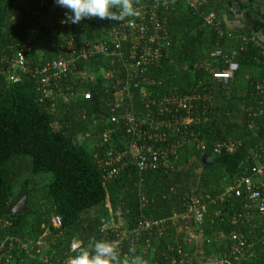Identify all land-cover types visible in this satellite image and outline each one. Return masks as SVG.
Segmentation results:
<instances>
[{
    "label": "trees",
    "instance_id": "obj_1",
    "mask_svg": "<svg viewBox=\"0 0 264 264\" xmlns=\"http://www.w3.org/2000/svg\"><path fill=\"white\" fill-rule=\"evenodd\" d=\"M159 1L136 0V6L149 8ZM170 1L163 15L170 44L158 63L132 80L116 57L111 63L96 49L91 55L88 51L87 58L67 53L63 44L68 40L75 42V53L87 40L72 38L68 24L60 23L67 10H52L54 0H14L4 9L0 22V244L5 246L4 264H66L89 241H111L114 229L123 234L117 245L121 257L128 260L140 255L148 264H170L168 259L182 248L187 253L184 264H208L232 250L237 241L229 235L236 233L245 235V244L250 245L247 253L252 256L244 264H264V215L254 214L240 224L235 219L244 214L248 193L223 194L227 186L251 175V168L264 162V94L260 92L264 46L242 39L250 33L232 37L227 21L216 12L230 13L234 5L239 13L254 7L251 1L242 0ZM141 23L147 29L149 19ZM109 30L95 42L106 41ZM53 32L57 35L51 47L39 55L43 35ZM127 46L124 42L121 49ZM216 48L222 50L221 58L210 56ZM19 51L32 70L52 60H73L75 70L61 76L57 86L50 83L46 92L32 78L9 81L12 70L7 59ZM99 58L101 69H95L100 66ZM225 60L237 63L233 77L226 82L213 79V72L227 68ZM69 92V102L64 103L62 95ZM85 93L90 97L85 98ZM175 94L196 96L189 103L192 121L177 130H155L151 121L158 110L152 101ZM177 106H171L166 118L185 117ZM129 117L142 123L139 131L164 132L166 139H139ZM134 140L166 151L170 166L139 169L135 153L128 154ZM229 142H234V151L219 148ZM107 152L125 154L101 166L108 159ZM204 155L211 157L210 164L201 161ZM113 168L115 176H104ZM21 194L26 195L25 211L5 214ZM206 196L214 202H208L203 213L202 240L186 243L195 236L196 223L192 214L184 213V203ZM53 218L59 219V226L53 225ZM103 219L108 221L104 230ZM161 219L165 227L159 238L155 228L151 235L135 231L144 220ZM39 237L47 247L36 252ZM147 238L151 245L146 249ZM74 241L78 248L71 252ZM23 243L30 245V252Z\"/></svg>",
    "mask_w": 264,
    "mask_h": 264
},
{
    "label": "built area",
    "instance_id": "obj_2",
    "mask_svg": "<svg viewBox=\"0 0 264 264\" xmlns=\"http://www.w3.org/2000/svg\"><path fill=\"white\" fill-rule=\"evenodd\" d=\"M170 0H161L159 2L154 3L152 6L148 7H137L138 15L135 16L138 20L126 19L124 22H116L114 26L109 30L107 34L106 41L85 44V47L82 48L79 53L76 52L75 42L68 40L63 44V46L67 47V53L69 55L72 54H80L83 58H87L88 51L90 55L92 54V49H96L101 52L103 56L110 58V62L113 63L115 57L117 58V62L119 66H122L127 71V76L129 80L133 78H137L140 75H143L147 69L158 63L160 58L162 57V51L165 47H168L170 44L169 35L166 28V21L164 13L169 8ZM132 18V17H130ZM143 19H149V25L147 29L144 27L141 21ZM206 21H210L205 18ZM61 24H66L65 20H60ZM147 30V31H146ZM242 39L250 40L253 42H257L254 37L244 38ZM124 42H128L127 48L121 49V45ZM235 55V52H231L230 56ZM210 56L213 58H221L223 56V52L220 48H216L210 52ZM113 57V58H112ZM73 60H52L51 62L45 64L44 66L36 69H30L28 66H25V58L22 51L16 53L15 56H12L11 59H7L8 66L12 70L10 74H8V80L12 82H18L23 77L32 78L36 81L38 89H43V92H46L47 87L50 83L53 82L54 86H57V83L61 76H65L69 73H72L75 70V65L72 62ZM116 61V60H115ZM227 62V68L223 71H215L212 73V78L226 82L233 77V73L237 70V63L232 60H225ZM13 69H17V72L13 73ZM134 87H138L139 84L137 82L134 83ZM126 90V87H124ZM260 92L264 94V87L260 89ZM71 93H65L62 95V99L64 103L69 102V96ZM85 98L90 97L89 93L84 94ZM196 98L195 95L183 97L168 96L164 98L160 102L152 101V104L157 103L158 112L157 117L151 121V124L155 130L161 129L164 130L169 129L177 130L180 126L188 124L192 121L190 117L191 114V105L190 100ZM178 104L179 110H183L185 112V117H171L166 118V112L171 110V106L173 104ZM177 108H173L174 112L178 111ZM130 127L133 128V131L137 133V137L140 139L147 138L148 140L153 141H164L166 139V133H147V131H139L142 123L133 119L132 117L128 118ZM130 144V151L128 154H134V160L139 169H159L170 166L169 154L166 151L161 150L160 148H155L153 145H140L136 140ZM234 142H229L227 144L219 146V148L225 149L228 152H232L235 150ZM108 159L101 164V166H107L112 161H118L125 154L122 152L121 154L114 155L112 152H107ZM113 159V160H112ZM251 175L243 176L235 182V184L231 186H227L223 194L230 195L234 193L235 196L242 195L243 191L248 193V203H245L244 214H239L235 221H239L240 224L242 222H248L247 220L251 219L254 214L264 215V162L261 164H257L251 168ZM117 170L113 168L111 171L106 173L104 176L110 178L115 176ZM224 195H221L222 198ZM208 202H214V199H210V197L206 196L203 200L199 197H191L184 203V213L192 214L194 216V221L196 223L195 226V236L188 237L186 239V243H191L192 240L197 241L202 235V223H203V213L206 211ZM55 221V222H54ZM108 221L103 219L102 230L105 229L106 223ZM238 222V223H239ZM52 223L54 226H59L60 221L58 218H53ZM165 220H144L140 222L135 231H144L151 235V231L156 229V236L159 238L164 234ZM114 236L111 241L117 244L123 237L121 232L114 229ZM229 238L233 241H237L234 245H231L232 250L223 252L222 256L227 259H219V257L213 258L208 264H244V261L251 257V253H247L250 245L245 244V235H239L236 233H231ZM40 242L37 244L39 247L35 249L36 252H41L42 247V238L39 237ZM202 240V237L201 239ZM31 244V243H30ZM149 238L146 239V249L150 246ZM22 247L28 252L32 248L29 249L28 244L23 243ZM4 243L0 244V264H4L2 258L4 257ZM78 248L77 242H71L70 251L73 252ZM251 252V251H250ZM187 257V253H184L182 248H177L175 254L168 259L170 264H184L185 258ZM73 257L68 258L66 264H71V259ZM8 259V256L6 257ZM44 262H47V257H42ZM7 262V260H6Z\"/></svg>",
    "mask_w": 264,
    "mask_h": 264
},
{
    "label": "clouds",
    "instance_id": "obj_3",
    "mask_svg": "<svg viewBox=\"0 0 264 264\" xmlns=\"http://www.w3.org/2000/svg\"><path fill=\"white\" fill-rule=\"evenodd\" d=\"M55 3L68 10L65 22L71 24L93 17L122 23L139 14L136 0H55ZM71 264H146V261L140 255H133L130 260L122 258L115 242L100 239L91 240L86 247L80 248Z\"/></svg>",
    "mask_w": 264,
    "mask_h": 264
},
{
    "label": "crops",
    "instance_id": "obj_4",
    "mask_svg": "<svg viewBox=\"0 0 264 264\" xmlns=\"http://www.w3.org/2000/svg\"><path fill=\"white\" fill-rule=\"evenodd\" d=\"M13 1L14 0H1L0 1V22L2 20V14L4 12V9L8 7ZM242 1H251L254 9H244L243 11L239 13L236 11L238 10V7L234 5L233 8L231 9L232 12L230 13L223 11L221 9L218 10L216 13L221 18L227 21L228 31L231 33L232 37H234L235 39L237 38L235 35H232V34L240 35L242 34V32L250 33V37H254L258 43H261L264 46V12L260 11V7H262L261 5H263V3H261V0H242ZM186 2L187 3L189 2L190 4L196 3L195 0H186ZM56 8L61 9V7H59L55 3V0H54L52 10ZM61 20H65V17H62ZM95 21L98 22L97 25H95ZM116 22L117 21H110L108 19L101 20L99 18L93 17L89 19H83L79 23H76V24H71L68 22H66V24H68L69 26V33L72 34L73 36L72 38L83 40V39L90 38L89 36L95 33L97 34V38L95 39L96 41L98 38L103 36V34H105L109 30V28H111ZM89 28L91 29L88 30ZM94 28L95 30H92ZM55 35H57L55 32L51 34L43 35L40 45L38 46L37 52L39 55H42L45 49H48L51 47L53 38ZM93 43H96V42H93ZM99 64L100 66L95 65V69L97 68L101 69V60H99Z\"/></svg>",
    "mask_w": 264,
    "mask_h": 264
},
{
    "label": "water",
    "instance_id": "obj_5",
    "mask_svg": "<svg viewBox=\"0 0 264 264\" xmlns=\"http://www.w3.org/2000/svg\"><path fill=\"white\" fill-rule=\"evenodd\" d=\"M261 3H264V0H261ZM201 161L208 165L211 162V157L209 155H204L201 158ZM25 198L26 195L23 194L21 197H19L4 213L7 215L12 214H19L25 211Z\"/></svg>",
    "mask_w": 264,
    "mask_h": 264
},
{
    "label": "rangeland",
    "instance_id": "obj_6",
    "mask_svg": "<svg viewBox=\"0 0 264 264\" xmlns=\"http://www.w3.org/2000/svg\"><path fill=\"white\" fill-rule=\"evenodd\" d=\"M98 24V22L97 21H95V25H97ZM91 28H89L88 30H90ZM92 30H95V28L94 29H92ZM90 38H87L86 40H87V43L88 44H93V42H95V39L97 38V34H95V33H93V35H90L89 36ZM99 60H102V58H99ZM98 69V68H97ZM97 73V72H96ZM98 75V74H97ZM107 76H109V73L107 72ZM99 77H101V76H99ZM106 77V76H105ZM82 138L81 137H79V138H77V140L78 141H80ZM22 195V194H21ZM55 222V221H54ZM40 242V239H38L37 241H35V243H39ZM31 242L29 241L28 242V244H30ZM33 243V242H32ZM41 244H42V246H43V248H45V247H47L45 244H43V241L41 242ZM29 247H30V245H29ZM148 261L150 262V258H148ZM146 264H148V262H146Z\"/></svg>",
    "mask_w": 264,
    "mask_h": 264
},
{
    "label": "flooded vegetation",
    "instance_id": "obj_7",
    "mask_svg": "<svg viewBox=\"0 0 264 264\" xmlns=\"http://www.w3.org/2000/svg\"><path fill=\"white\" fill-rule=\"evenodd\" d=\"M262 7H260V11H262V12H264L263 10H264V3H263V5H261Z\"/></svg>",
    "mask_w": 264,
    "mask_h": 264
}]
</instances>
